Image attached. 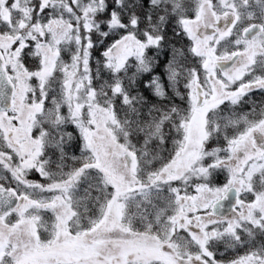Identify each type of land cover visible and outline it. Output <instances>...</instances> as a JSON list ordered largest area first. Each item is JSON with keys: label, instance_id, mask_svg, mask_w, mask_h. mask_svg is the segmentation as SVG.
<instances>
[{"label": "snow or ice", "instance_id": "snow-or-ice-1", "mask_svg": "<svg viewBox=\"0 0 264 264\" xmlns=\"http://www.w3.org/2000/svg\"><path fill=\"white\" fill-rule=\"evenodd\" d=\"M0 264H264V0H0Z\"/></svg>", "mask_w": 264, "mask_h": 264}]
</instances>
